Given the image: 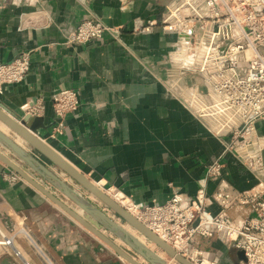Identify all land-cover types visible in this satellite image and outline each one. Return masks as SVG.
<instances>
[{"label":"crops","instance_id":"crops-1","mask_svg":"<svg viewBox=\"0 0 264 264\" xmlns=\"http://www.w3.org/2000/svg\"><path fill=\"white\" fill-rule=\"evenodd\" d=\"M168 1L0 0V65L30 54V70L24 81L4 87L0 106L23 117L25 105H43V114L36 116L45 128L39 137L97 187L142 205L163 204L176 192L193 197L208 166L224 149L164 83V58L173 39L158 27L151 33L133 30L137 22H160ZM37 11L51 18L50 27L21 29V15ZM86 19L123 27V31L88 44L65 45L64 34ZM187 81L200 83L197 78ZM65 89L78 92L80 106L66 117L63 134L53 135L52 97ZM256 129L264 135V121L258 122ZM6 135L119 223L113 211L44 155L11 131ZM0 151L26 167L1 145ZM224 165L222 178L208 185L210 195L221 187L244 191L256 185L254 175L234 156L228 154ZM6 168L0 162V240L11 239L12 245L0 248V264H130L26 180L6 181ZM34 179L86 217L50 183L37 174ZM210 209L220 211L216 205ZM228 215L247 218L251 209L235 207ZM125 229L133 231L129 226ZM100 231L121 248L126 247ZM132 234L148 245L143 236ZM210 243L206 251L220 253L223 264H236V256L226 246L215 240ZM149 247L164 256L154 244Z\"/></svg>","mask_w":264,"mask_h":264},{"label":"built area","instance_id":"built-area-1","mask_svg":"<svg viewBox=\"0 0 264 264\" xmlns=\"http://www.w3.org/2000/svg\"><path fill=\"white\" fill-rule=\"evenodd\" d=\"M20 28H47L51 18L42 11L23 14ZM173 41L165 55V85L206 129L223 144V151L207 168L193 197L174 193L163 204L142 205L138 220L192 264H223L220 253L202 249L201 241L215 240L236 256V264H264V135L256 125L264 121V0H169L160 22H137L134 32L154 28ZM103 21L86 19L64 34V44L99 41L106 34L120 33ZM30 70V54L0 65V94L7 85L24 81ZM197 78L200 83H188ZM76 90L65 89L52 97L55 116L53 135L65 130V119L78 111ZM26 115L40 116L43 105H25ZM230 154L257 180L254 187L238 191L221 187L208 192L210 182L223 176L224 159ZM4 179L23 181L9 168ZM220 211L213 213L212 206ZM249 207L251 216L233 219L228 211ZM11 239L0 240L10 247ZM243 252L244 260L238 258Z\"/></svg>","mask_w":264,"mask_h":264},{"label":"water","instance_id":"water-1","mask_svg":"<svg viewBox=\"0 0 264 264\" xmlns=\"http://www.w3.org/2000/svg\"><path fill=\"white\" fill-rule=\"evenodd\" d=\"M42 119L25 115L17 116L0 106V123L9 131L17 135L24 142L31 145L36 151L40 152L52 164L60 169L64 174L74 180L82 189L101 201L108 209L113 211L117 217L127 223L130 228L141 234L150 243H154L162 249L169 258L174 259L178 264H192L179 255L171 246L164 242L160 237L149 230L143 223L130 214L126 209L111 199L103 191L97 188L85 175L75 169L61 155L54 151L40 137V126ZM0 145L8 150L15 158L19 159L26 167L18 166L13 160L0 151V162L8 168L14 170L24 180L30 183L53 203L69 213L74 219L81 223L88 231L103 241L119 257L130 264H140L138 257L143 258L149 264H168L159 255L142 244L135 236L129 233L124 226L112 220L105 213L96 208L90 201L76 192L72 187L64 183L55 173L45 167L31 153L22 148L16 141L0 130ZM34 174L50 183L53 187L62 192L68 199L75 203L84 211L85 218L78 215L75 211L66 206L54 194L34 179ZM100 230L108 232L112 237L120 240L126 247L121 248L111 238L101 233ZM238 258L244 260L243 252H238Z\"/></svg>","mask_w":264,"mask_h":264},{"label":"bare ground","instance_id":"bare-ground-1","mask_svg":"<svg viewBox=\"0 0 264 264\" xmlns=\"http://www.w3.org/2000/svg\"><path fill=\"white\" fill-rule=\"evenodd\" d=\"M0 130L3 132V133H8V129L3 125V124H1L0 123ZM94 184V183H93ZM96 186V185H95ZM97 187V186H96ZM97 188H99V187H97ZM101 191H103L101 188H99ZM104 192V191H103ZM105 193V192H104ZM106 194V193H105ZM110 195V193H107L106 195ZM108 195V196H109ZM110 197V196H109ZM114 197V199L112 198V197H110L111 199H113L114 201L116 200V201H118L117 203L121 206H123V208L124 209H126L130 214H132L135 218H137L138 219V217H140L139 216V213H138V211H137V209H136V207L133 205V204H131V203H129V202H126V201H124L123 199H122V196L120 195V194H117V195H114L113 196ZM115 201V202H116ZM132 229V228H131ZM133 230V229H132ZM128 231V230H127ZM135 231V230H134ZM129 233H131L130 231H128ZM138 233V232H137ZM132 234V233H131ZM133 235V234H132ZM141 235V234H140ZM134 236V235H133ZM136 237V236H135ZM144 237V236H143ZM137 238V237H136ZM145 238V237H144ZM138 239V238H137ZM146 239V238H145ZM139 240V239H138ZM140 241V240H139ZM141 242V241H140ZM146 242L148 243V241L146 240ZM142 243V242H141ZM142 244H144V245H146L145 243H142ZM154 243H151L150 245H153ZM155 245V244H154ZM147 246V245H146ZM156 246V245H155ZM148 247V246H147ZM157 247V246H156ZM149 248V247H148ZM158 249H160L159 247H157ZM150 249V248H149ZM150 250H152V249H150ZM163 253H164V255L166 254L162 249H160ZM153 251V250H152ZM155 252V251H154ZM158 254V253H157ZM159 255V254H158ZM159 257L160 258H162L163 260H165L164 259V256H162V255H159ZM143 259V258H142ZM170 259H172V258H170ZM172 260H174V259H172ZM166 261V260H165ZM175 261V260H174ZM167 262V261H166ZM168 263V262H167ZM203 264H211L207 259H205L204 260V263Z\"/></svg>","mask_w":264,"mask_h":264},{"label":"rangeland","instance_id":"rangeland-1","mask_svg":"<svg viewBox=\"0 0 264 264\" xmlns=\"http://www.w3.org/2000/svg\"><path fill=\"white\" fill-rule=\"evenodd\" d=\"M105 190H108V189H105ZM104 191V190H103ZM106 194L107 193H109V192H106V191H104ZM109 195V194H108ZM110 197H112L113 198V194L111 195V193H110V195H109ZM116 202H118V201H116ZM122 206V205H121ZM123 207V206H122ZM117 219H118V221H119V224L120 225H122V226H124V228H126V227H128V224L127 223H125V222H123L119 217H117ZM134 231V230H133ZM131 231L132 233H134V234H136L137 232L136 231ZM139 236H140V234L139 233H137ZM142 236V235H141ZM210 241L211 240H208V241H201V245H202V247H203V249L205 250V249H207V248H211V246H210ZM148 245V247H149V245L151 244L150 242H148L147 243ZM155 246V245H154ZM150 248V247H149ZM151 249V248H150ZM216 252V251H215ZM164 259L168 262V264H178L176 261H174V260H172V259H170L166 254L164 255ZM137 261L139 262V263H142V264H149L148 262H142V260H141V257H138L137 258Z\"/></svg>","mask_w":264,"mask_h":264}]
</instances>
